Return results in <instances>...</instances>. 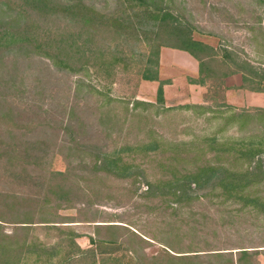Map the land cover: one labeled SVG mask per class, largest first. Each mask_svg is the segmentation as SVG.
I'll return each mask as SVG.
<instances>
[{
	"label": "rangeland",
	"instance_id": "1",
	"mask_svg": "<svg viewBox=\"0 0 264 264\" xmlns=\"http://www.w3.org/2000/svg\"><path fill=\"white\" fill-rule=\"evenodd\" d=\"M70 2L89 12L96 28L72 21L64 12ZM137 4L51 0L52 14L43 18L23 0H0V242L15 249L30 244L26 264H45L38 247L64 245L60 231L67 230L78 234L74 240L83 249L93 247L89 235L125 241L114 253L121 262L130 247L147 256L198 254L192 264H227L226 254L235 258L241 248L250 251L239 264H264V153L250 157L242 147L255 135L264 150V120L239 124L230 117L264 110V92L240 87L238 73L189 82L199 80L197 62L195 69L188 53L168 47L166 34L178 23L194 39L226 44L264 68V4L162 0L171 16L156 35ZM24 26L34 41L22 48L9 36ZM69 32L90 42L81 65L58 69L42 54L52 52L51 41L44 43ZM150 44L158 47V78L166 82L162 103L155 100L158 82L140 77ZM105 154L122 169L99 163ZM203 165L217 168L215 174L256 172L243 191L259 201L253 206L228 196L214 177L175 202L168 191L176 184L169 180ZM36 252L42 260L35 261Z\"/></svg>",
	"mask_w": 264,
	"mask_h": 264
},
{
	"label": "trees",
	"instance_id": "2",
	"mask_svg": "<svg viewBox=\"0 0 264 264\" xmlns=\"http://www.w3.org/2000/svg\"><path fill=\"white\" fill-rule=\"evenodd\" d=\"M33 12L39 17L45 18L49 17L52 14V6L51 0H23ZM132 3L137 2L138 6L141 7L139 10L150 16L152 18L151 30L152 34L156 35L158 31L162 28V24L165 21V18L170 17L171 14L168 10L161 6L162 0H127ZM260 4H264V0H257ZM76 3L70 2L64 7L65 14H68L72 21L81 25H92L96 28L97 24L95 21H92L93 18L88 16V13L78 11ZM138 10V11H139ZM63 12V11H62ZM63 12V13H64ZM142 13L137 14L139 17H143ZM124 20L122 19L120 22L122 23ZM24 25H32V24H24ZM29 26H24L21 29L15 30L9 36L11 42H21L19 44L20 47H27L31 41H34L33 36L29 35L30 32ZM166 34L170 38V44L168 47L185 51L192 58H194L197 62V76L199 80L189 79L191 83L201 84L204 78L211 79L212 77H226L230 74L238 73L240 74L241 86L245 89H248L253 92H264V68L256 66L251 63L249 60L241 58L236 51H234L228 45H221L218 47L211 46L201 40L194 39L191 35L190 29L181 28L177 23L172 24L167 30ZM80 32H69L66 36L58 38V40H54L50 38L49 41L45 42L47 44L51 41V44H47V46L51 47L52 52H42V54L51 60L52 64L56 66L58 69H67L74 70L75 67L73 63H82V59L85 57V53L87 52V43L90 40L88 36L85 38H80ZM36 39V38H35ZM36 41V40H35ZM90 42V41H89ZM35 47L40 49L41 44L38 41L35 42ZM42 50V49H40ZM45 51V50H43ZM158 47L153 48L152 44L149 46V50L144 57L142 62L141 74L140 77L143 80L148 81H157V87L155 90V100L157 103L163 102V89L162 86L164 83L163 80H159L158 78ZM97 53V52H96ZM95 55V54H94ZM97 55V54H96ZM98 56V55H97ZM102 56V55H101ZM100 57V56H99ZM264 61V60H263ZM260 62L261 65H264V62ZM78 70V68H76ZM135 103H141L139 100H135ZM182 107H200L197 104H186ZM209 111V110H208ZM230 117L237 120L239 124L251 120H264V110L259 107H254L251 109L241 110L240 112L232 111ZM238 124V126H239ZM255 135H250L249 139L246 140L244 144H242L244 152L253 157L260 152L264 153V150L260 148V141H256ZM264 143V135L262 139ZM99 163L110 165L115 167L116 170L120 171L122 168L117 166L118 162L114 160L109 155H104L98 159ZM217 168L210 165L199 166L189 172L183 173L178 177L172 178L169 181L174 182L176 186H173L168 194L173 197V200L179 201L180 197L185 194V192H191L192 190L198 189L201 186V183L208 178L216 179V185H222L224 187L225 193L228 196L233 198H238L243 200L253 206L259 201V198L256 196H249L244 194V189L246 186L251 183V177L256 176L257 173L254 171L244 170L243 172H225L224 174H215ZM61 173V172H58ZM220 175V176H217ZM213 176V177H212ZM251 176V177H250ZM250 177V178H249ZM180 180L181 186H178L177 180ZM193 187H190V186ZM158 186V183L155 184ZM62 191L60 187L58 189ZM20 222V221H16ZM23 223V222H21ZM99 228H115L114 226H119L117 224H97ZM26 227L25 225L18 226V230ZM62 235L65 236L66 243L62 245V243L57 242L52 244L49 247L43 248L40 246L38 248L43 255V261L46 260L45 264H76L84 260L88 259L86 264H162V259L168 262V264H179L183 260H185L184 264H192L194 261L198 259V254L192 255H174L170 254L168 251L164 250L160 255L153 254L147 256L145 254L140 253L137 254L134 250H131L127 247L126 251L129 253L128 260L126 262L119 261V258L114 255V253L126 243L121 240L118 241L117 237L114 235L109 236H87L88 242L93 247L91 248H80L75 242V237L78 234L71 230L60 231ZM9 236V235H4ZM137 236V235H136ZM138 240L142 241L143 239L139 236ZM30 247V244L27 242L20 243V246L10 247V244L0 242V264H26L24 263L25 252L24 249ZM49 248V249H48ZM64 248V250L60 252V250ZM133 254H132V252ZM264 252V248L260 249ZM38 251V250H36ZM250 250L247 249H238L237 252L239 254L232 258L231 254L228 255L226 259L227 264H239L240 261L244 258L249 257ZM40 252H36L35 261L42 260L40 256ZM134 253L136 256H134ZM219 253H231V252H217ZM219 256V255H218ZM131 259L134 261L132 262ZM188 262V263H187ZM183 264V263H182ZM252 264V262H249Z\"/></svg>",
	"mask_w": 264,
	"mask_h": 264
},
{
	"label": "crops",
	"instance_id": "3",
	"mask_svg": "<svg viewBox=\"0 0 264 264\" xmlns=\"http://www.w3.org/2000/svg\"><path fill=\"white\" fill-rule=\"evenodd\" d=\"M190 63H192L194 65V68L196 69V63H195V59L192 58V61H190ZM187 71V70H186ZM194 71V70H193ZM194 74V73H193ZM191 74V75H193Z\"/></svg>",
	"mask_w": 264,
	"mask_h": 264
}]
</instances>
